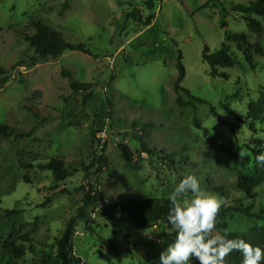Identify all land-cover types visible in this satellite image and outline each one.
Wrapping results in <instances>:
<instances>
[{
    "label": "rangeland",
    "instance_id": "1",
    "mask_svg": "<svg viewBox=\"0 0 264 264\" xmlns=\"http://www.w3.org/2000/svg\"><path fill=\"white\" fill-rule=\"evenodd\" d=\"M255 1L0 0V67L6 71L0 75L6 79L0 84V264L17 248L23 255L16 264H39L71 218L73 249L83 264H160L174 229L138 231L120 211L84 207L90 186L108 200L159 201L194 175L222 205L241 200L259 214L264 184L254 200L236 188L239 171L252 170L263 140L264 126L249 128L247 104L264 91V31L255 36L233 10ZM37 24L90 55L67 50L29 68L35 52L24 37L34 35ZM233 33L247 37L243 50L251 63L228 40ZM205 47L210 55L228 51L232 68H216L227 79L210 75ZM179 58L185 75L177 92ZM62 70L91 84V97L73 93ZM177 97L187 105L180 107ZM194 120L238 160L206 144ZM118 144L128 146L133 167L125 166ZM240 152L247 155L242 159ZM51 159L61 160L71 176L55 182L52 171L40 169ZM262 224L235 213L217 218L212 234L249 233Z\"/></svg>",
    "mask_w": 264,
    "mask_h": 264
},
{
    "label": "trees",
    "instance_id": "2",
    "mask_svg": "<svg viewBox=\"0 0 264 264\" xmlns=\"http://www.w3.org/2000/svg\"><path fill=\"white\" fill-rule=\"evenodd\" d=\"M233 10L242 14L249 31L255 36L258 37L264 31V0H256L249 6L237 5L233 7ZM146 20V25H149L151 17ZM226 36L228 40L235 43L236 48L239 51H243L246 61L251 63L249 53L243 50V45L245 44L247 37L243 34L237 33L227 34ZM24 40L29 43L35 52V56L30 58L29 68L34 67L38 61L46 58H57L67 50L79 51L90 55L89 51L82 44L73 45L66 42L61 33L44 24H37L36 33L32 36H25ZM255 53H261V48L257 44L255 45ZM202 60L208 63L211 67L210 75L212 77L219 76L227 79V75L218 74L216 68H232L233 66V61L224 47L211 55L208 54V48L205 47L202 54ZM12 69H14V67H12ZM177 70L178 75L175 81V90L178 92L181 90L180 83L184 79L185 75L180 58L177 63ZM5 74L6 71L0 67V75ZM61 76L68 80V86L73 93L83 94L84 101L91 97V84L74 81L71 73L66 70L61 71ZM4 80L6 79L0 81V84L4 82ZM185 93L191 100L202 103L201 100L191 96L187 91ZM176 103L180 107H185L187 105L180 97H177ZM211 112L215 115L213 108H211ZM247 117L251 122L249 127L251 131H256L254 126L255 123H259V125L264 126V91L260 93L259 99L256 102H249L247 104ZM193 123L195 127L203 131V136L206 138V144L210 145L216 152L227 154L238 160L237 153L232 149V147L213 141L208 137V131L206 128H202L196 120H194ZM261 131L263 133V140L261 142V148L254 152L252 170L250 172L239 171L237 178V190L249 200H254L256 197L255 188L264 184V165L258 164L255 160V156L264 152V130L262 129ZM141 148L142 150L145 149L143 147ZM118 149L120 151L121 158L125 162V166L133 167V156L128 146L125 144H118ZM100 160L102 159L98 158L97 164H99V167L101 166ZM40 169L52 171L55 182L64 181L71 176L69 169H67L63 162L59 159L49 160V162L45 166L40 167ZM216 191H218L223 197H228L222 189H216ZM102 204L105 205L104 209L106 211L108 210L111 214H114L117 211L126 214L131 224L138 231H144L152 228L156 229L158 226L166 227L168 229L172 228L166 219L169 208L171 207L168 198L159 201L147 200L144 202L126 200L123 198L108 200L103 198L97 189L93 190V187L90 186L89 191L83 198L84 207H97ZM251 209L252 207L243 205L241 200H236L230 206L222 205L217 218L225 220L227 217L235 213H239L248 218L256 217L258 221L263 222L262 226L254 227L249 233L239 234L230 232L225 236L228 239H244L253 246H259L264 249V206L261 208L258 215L252 214ZM74 227V219L71 218L67 222L60 238L55 239L52 250L45 251L43 253L39 264H83L81 258L75 255L73 249L72 238L74 236ZM219 227L225 229L226 222L223 221ZM172 236H176L175 230H173ZM22 255L23 250L21 248L15 249L11 253V258H8L4 264H16V260ZM194 264H199V261L195 259ZM225 264H243L242 254L239 251H233L225 258ZM261 264H264V260L261 261Z\"/></svg>",
    "mask_w": 264,
    "mask_h": 264
},
{
    "label": "clouds",
    "instance_id": "3",
    "mask_svg": "<svg viewBox=\"0 0 264 264\" xmlns=\"http://www.w3.org/2000/svg\"><path fill=\"white\" fill-rule=\"evenodd\" d=\"M243 159L247 152H240ZM258 164L264 165V152L255 156ZM191 196V199L186 197ZM171 204L167 222L175 230L176 236L160 253V264H190L192 258L199 264H225V258L233 251L243 256V264H261L264 249L253 246L244 239H228L216 233V219L222 200L213 193L203 190L198 178L187 175L169 193ZM163 243V241H160Z\"/></svg>",
    "mask_w": 264,
    "mask_h": 264
}]
</instances>
